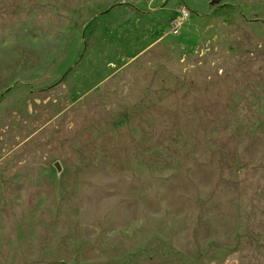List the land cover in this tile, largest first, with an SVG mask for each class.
I'll list each match as a JSON object with an SVG mask.
<instances>
[{"label": "rangeland", "instance_id": "rangeland-1", "mask_svg": "<svg viewBox=\"0 0 264 264\" xmlns=\"http://www.w3.org/2000/svg\"><path fill=\"white\" fill-rule=\"evenodd\" d=\"M0 264H264V0H0Z\"/></svg>", "mask_w": 264, "mask_h": 264}, {"label": "built area", "instance_id": "built-area-1", "mask_svg": "<svg viewBox=\"0 0 264 264\" xmlns=\"http://www.w3.org/2000/svg\"><path fill=\"white\" fill-rule=\"evenodd\" d=\"M189 16L190 13L186 8L180 7L177 10L176 17L173 21V27H172V31L174 34L179 33L180 28L183 26L184 22L189 18Z\"/></svg>", "mask_w": 264, "mask_h": 264}, {"label": "trees", "instance_id": "trees-1", "mask_svg": "<svg viewBox=\"0 0 264 264\" xmlns=\"http://www.w3.org/2000/svg\"><path fill=\"white\" fill-rule=\"evenodd\" d=\"M117 6H122V5H117Z\"/></svg>", "mask_w": 264, "mask_h": 264}]
</instances>
